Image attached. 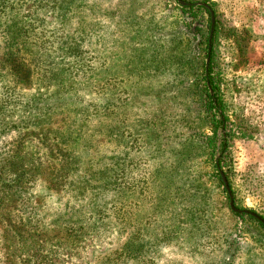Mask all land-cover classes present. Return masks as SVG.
<instances>
[{"label":"rangeland","instance_id":"rangeland-1","mask_svg":"<svg viewBox=\"0 0 264 264\" xmlns=\"http://www.w3.org/2000/svg\"><path fill=\"white\" fill-rule=\"evenodd\" d=\"M52 1L20 0L22 6L14 14L1 18L0 69L4 27L15 20L28 25L31 40H44V70L61 74L70 65V72L98 74L100 79L74 81L67 74L63 81L74 96L62 101L47 126L76 129L66 135L64 155H57L52 137L26 139L23 150L34 155L41 175L23 200L8 203L7 216L0 208V264H98L128 237H139L145 249L137 259L120 264H264V230L248 216L234 213L214 166L221 161V169L229 174L235 206L263 218L264 0H207L219 24L217 70L230 119L227 128L218 131L214 154L208 138L213 134L210 117L181 82L195 79L191 59L196 53V20L182 12L179 0H63V6ZM178 17L182 33L175 41L181 44L177 42L182 38L184 44L176 48L175 61L184 58L187 75L173 76L175 65L163 68L161 44L158 63H136L137 48L144 47L140 34L151 32L160 41L173 37ZM206 18L199 12L197 20ZM137 19L152 30L139 27ZM74 43H79L81 62L74 58ZM59 45L61 49L54 50ZM7 75L0 71V99L9 94L25 109L19 99L34 93L35 87L17 88ZM45 84L43 90L51 92L54 85ZM210 93L214 95L213 89ZM22 116L21 110L13 115L17 120ZM223 132L228 133L225 148ZM14 135L0 136V151ZM181 151H188L191 159L180 168L173 157ZM111 169L117 179L99 187L100 177ZM57 172L61 188L51 190L48 175ZM153 173L160 175L152 182ZM156 204L171 206L159 211L157 220L150 214ZM193 204L201 209L195 220L184 214ZM21 215L37 224L27 246L23 239L11 244L4 238ZM79 219L88 220L87 226L79 228L84 225ZM70 220L76 223L74 229L67 226Z\"/></svg>","mask_w":264,"mask_h":264},{"label":"trees","instance_id":"trees-1","mask_svg":"<svg viewBox=\"0 0 264 264\" xmlns=\"http://www.w3.org/2000/svg\"><path fill=\"white\" fill-rule=\"evenodd\" d=\"M190 4L182 5L180 4V8L182 12L192 16L193 19L196 20L194 24L195 34H196V53L195 57H192L193 63H191V68L193 69V75H195V79L193 81H187L185 79H181V82L187 83L185 85L191 91H193L194 95H196V105L200 106L203 112H206V115L210 117V126L213 134L209 136V140L212 143V154H214L216 150L217 137L219 129H226L227 123L229 122V116L225 113V103L222 95V87L220 74L217 70V58H216V44H217V34L219 30V24L216 21L215 31L212 38V50L209 52V37L211 30V12L207 0L202 1V3L198 4L199 1H188ZM60 4L63 6V0H54L52 1V5L58 6ZM212 6L213 3L210 2ZM20 0H0V21L7 13L14 14L20 7ZM199 12H205L207 14L206 19H198ZM16 19V17L14 16ZM180 18H176L173 22L178 24L176 26V30L174 36L171 35L164 36L163 41H160L154 38L151 32L140 34V41L142 42V46L138 47L137 51L140 53L139 55L134 56L136 58V63H142L144 60L145 65L150 66L152 63L156 61L158 63L160 54H157L161 47H164V56L162 58L163 68L165 70H170L172 66H176L177 71L183 69L177 73V71H173V76L178 78L177 76L187 75L185 71L186 64L183 62L184 58H181V62L175 61L177 57L176 48H181V44L183 45L184 41L181 38L180 41L176 44L175 37L180 32L182 33V28L179 27ZM139 27H143L148 30H152L147 26L141 24L140 20H136ZM167 21V20H165ZM181 21V20H180ZM150 24L154 23V19L148 20ZM164 22V21H163ZM164 26L166 23H163ZM179 27V28H178ZM4 41H5V53L3 58V65L0 71L3 73H7L8 77L11 78L13 83L20 89H29L31 87H35L36 91L28 95L27 93H23V99H19L22 101L23 106L15 105L14 99L9 94L4 95L0 99V136L2 134L8 132H14V138L11 142L5 147L3 151H0V208L2 211L7 212L3 214L4 216L8 215L9 205H16L18 202L23 200L29 192L30 184L38 180V176L41 175V172L36 171L38 167L35 164V157L33 154L27 153L25 149L26 139L31 137L32 135H37L39 137L51 138L52 144L56 149L57 155H64L63 148L66 140L67 134H73V131L76 129L71 127H66L64 129L60 128H52L47 126L54 118L55 110L57 107L62 105V101H67V97L74 96V93L66 87V84L63 81L68 80L67 74L72 75L75 80H84L86 78L98 77V74H90L79 73V72H70L68 65L67 69L62 68L63 73L59 74L57 71L47 72L43 69L42 64L45 61L44 53L46 46L44 45V40H40L34 42L31 40L29 36V27L24 24L23 21L16 22L15 20L9 24H6L3 31ZM181 36V35H180ZM173 43V44H171ZM156 44H159L156 45ZM51 47H54V44H49ZM79 43H74L71 47H74L75 60L77 62H81L80 57L76 52L79 50ZM66 48V47H64ZM61 45L59 47H55L54 50H60ZM145 50V53L141 51ZM195 52V49H192L190 53ZM144 54H147V57L144 58ZM210 58V63L207 66L206 59ZM186 60V58H185ZM180 66V67H179ZM80 77V79L78 78ZM141 79V77H139ZM43 82H40L42 81ZM109 80V77L106 79ZM61 81V83L59 82ZM46 85H54L52 91L43 90V83ZM94 82V81H93ZM214 91V95H211L209 84ZM128 92V90H127ZM137 93V92H136ZM71 99V98H70ZM69 99V100H70ZM52 101H54V107H52ZM16 110H21L23 112V116L18 120L13 117L16 113ZM73 111V109H72ZM67 131L66 133H63ZM228 133L223 132L222 140L223 147L227 146L226 138ZM180 156V157H179ZM179 156L173 157V163L177 167H185L188 160L191 159V156L188 151H181ZM187 156V157H186ZM64 161L66 164L69 163V158L67 156L64 157ZM220 163L214 164L215 169L217 170V176L223 182L221 178V174L217 167L221 169ZM226 172V171H225ZM119 172H117L118 174ZM115 172L113 169L107 170L105 172V176L100 177L99 187L108 186L111 183L115 182ZM59 175L60 173H50L48 176L50 180L48 182V188L53 190H59L61 186L59 185ZM160 174L153 173L151 175V181H155ZM229 183L231 184V179L229 174L226 172ZM126 177V172L124 173V179ZM61 179V177H60ZM117 179V178H116ZM224 185V183H223ZM125 188V187H124ZM225 188V187H224ZM233 190V189H232ZM123 193L126 192L125 189H122ZM227 193V189H224ZM233 194H235L233 190ZM236 205L238 206L237 202ZM239 207V206H238ZM163 209H171L169 207H163L162 204H156L155 208H152L151 215H154L155 220L159 219V211ZM172 211L169 210L168 213L172 216ZM199 211H201L200 207L197 204H193L192 207L187 208L185 210V217H189L191 220H195V217H199ZM241 217L248 216L249 218L255 220L260 227L264 230V223L251 213H236ZM21 220L19 223L14 222L16 227L14 231L8 232L7 235H4L5 240H11V244H16L18 239H23L25 244L23 246H27V240L31 236L30 232L37 226V224H33L32 218L28 215H21ZM264 218V217H263ZM82 219H79L78 222H82ZM88 220L83 221L84 225H79V228L83 226H87L86 223ZM67 226L71 229H74L75 222L70 220L67 221ZM182 223L179 221V224ZM196 223V221H194ZM27 224V225H26ZM77 230V229H76ZM177 231V230H176ZM223 242V241H222ZM145 249V243L139 239H134L132 237H128L124 244L118 248L114 254L108 255L102 259V261L98 264H120V261H133L137 259L135 256L143 252ZM139 258V257H138Z\"/></svg>","mask_w":264,"mask_h":264},{"label":"water","instance_id":"water-1","mask_svg":"<svg viewBox=\"0 0 264 264\" xmlns=\"http://www.w3.org/2000/svg\"><path fill=\"white\" fill-rule=\"evenodd\" d=\"M179 1L182 4H189L183 0H179ZM206 5L209 7L210 12H211V30H210V37H209V52H210L212 50V38H213V34H214V29H215V13H214V10L208 4H206ZM209 62H210V58L208 57L207 58V66H208ZM210 89L212 90V88H210ZM212 94H213V92H212ZM220 173H221V177H222V180L224 182V185L228 191V194L230 197V206L232 207V209L236 212H239V213H243V212L251 213L252 215L259 218L264 223V219L260 215H258L257 213L246 210V209L243 210V209H240V208L235 206L234 198H233V194H232V190H231L228 178L222 169H220Z\"/></svg>","mask_w":264,"mask_h":264}]
</instances>
